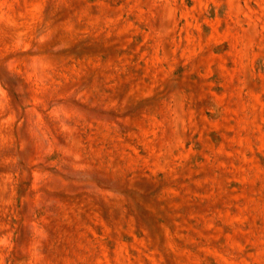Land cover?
Listing matches in <instances>:
<instances>
[{
  "label": "rangeland",
  "instance_id": "obj_1",
  "mask_svg": "<svg viewBox=\"0 0 264 264\" xmlns=\"http://www.w3.org/2000/svg\"><path fill=\"white\" fill-rule=\"evenodd\" d=\"M247 230L264 0H0V264H264Z\"/></svg>",
  "mask_w": 264,
  "mask_h": 264
},
{
  "label": "crops",
  "instance_id": "obj_2",
  "mask_svg": "<svg viewBox=\"0 0 264 264\" xmlns=\"http://www.w3.org/2000/svg\"><path fill=\"white\" fill-rule=\"evenodd\" d=\"M236 228H234V230H231L230 234L233 235V239L230 238V240L232 242H236L238 240V237H237V232L235 230ZM247 233L246 234V237L247 239H250V243H252V245H254L256 247V245H260L262 244V242H264V232L262 230L260 231H256V230H247ZM191 238H193V236H191ZM189 242V241H188Z\"/></svg>",
  "mask_w": 264,
  "mask_h": 264
}]
</instances>
